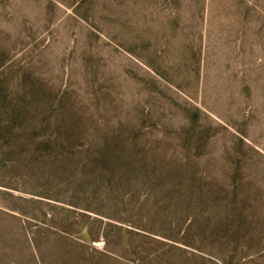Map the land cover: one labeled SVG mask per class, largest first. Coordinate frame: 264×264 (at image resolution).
I'll list each match as a JSON object with an SVG mask.
<instances>
[{
    "label": "rangeland",
    "instance_id": "rangeland-1",
    "mask_svg": "<svg viewBox=\"0 0 264 264\" xmlns=\"http://www.w3.org/2000/svg\"><path fill=\"white\" fill-rule=\"evenodd\" d=\"M0 264H264V0H0Z\"/></svg>",
    "mask_w": 264,
    "mask_h": 264
}]
</instances>
